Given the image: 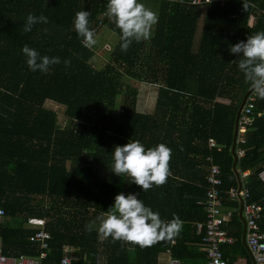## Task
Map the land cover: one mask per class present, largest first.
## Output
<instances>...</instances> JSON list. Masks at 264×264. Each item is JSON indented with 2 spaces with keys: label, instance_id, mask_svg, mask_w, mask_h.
Returning a JSON list of instances; mask_svg holds the SVG:
<instances>
[{
  "label": "trees",
  "instance_id": "trees-1",
  "mask_svg": "<svg viewBox=\"0 0 264 264\" xmlns=\"http://www.w3.org/2000/svg\"><path fill=\"white\" fill-rule=\"evenodd\" d=\"M193 1L139 0L158 14V23L149 40L133 41L122 51L120 30L105 15L107 0H0V208L5 213L0 220V245L4 254L38 256L41 249L30 240L35 230L28 221L41 218L51 236L42 264H59L67 245L73 247L78 264H166L160 257L168 249L182 264H208L202 248L205 230L198 229L207 220L206 198L198 208L202 217L182 220V229L173 238L176 242L165 240L151 247L101 239L96 218L109 210L118 193L136 194L150 208L157 198H167L166 206L175 208L172 198L205 196L209 170L199 177L200 189L193 183L198 168L209 166L206 159L211 155L221 171L223 211H232L224 228L235 241L223 245L224 257L229 264L237 257L245 259L244 264L252 262L241 241L239 204L227 195L238 186L231 146L239 105L250 90L238 68L240 54L231 53L230 47L264 31V0H248L252 7L247 12L242 0H227L223 5H193ZM80 10L91 13L89 27L95 37L106 27L118 38L102 67L95 48L84 47L74 29L75 13ZM29 13L46 16L48 23H37L24 33ZM24 45L41 56L60 57L61 63L51 65L47 73L32 71L22 53ZM65 59L70 66L64 65ZM125 77L139 81V87L126 84ZM149 85L156 87L151 114L139 109ZM46 100L66 108L65 124L60 125L57 113L45 107ZM252 119L245 143L238 144L244 155L236 168L252 172L250 202L264 207L259 177L264 169V99L256 98ZM211 138L219 151L210 149ZM129 140H138L145 148L160 143L169 147L171 175L182 181L169 176L162 186L143 191L127 175H115L110 169L114 147ZM160 218L169 221L173 216ZM89 225L91 232L86 230ZM260 226L264 230V213Z\"/></svg>",
  "mask_w": 264,
  "mask_h": 264
},
{
  "label": "clouds",
  "instance_id": "clouds-1",
  "mask_svg": "<svg viewBox=\"0 0 264 264\" xmlns=\"http://www.w3.org/2000/svg\"><path fill=\"white\" fill-rule=\"evenodd\" d=\"M175 2V0H174ZM182 2V0H181ZM212 0H207L211 4ZM243 11L252 5L242 0ZM89 11L75 13L73 26L77 36L82 38L84 47L93 48L97 40L94 30L89 27ZM105 15L120 30V48L127 51L133 41H147L153 35L158 23V14L139 0H107ZM37 23H48L44 15L29 13L23 23V32L28 33ZM231 53L240 54L238 68L243 73L250 90L260 99H264V31L248 35L246 41H240L230 47ZM27 66L32 71L47 73L51 65L60 64V57L41 56L28 45L22 47ZM66 67L71 61H63ZM171 149L160 143L145 148L138 140L128 141L122 146H115L111 171L117 176L127 175L131 182L143 191L153 186L160 187L167 182L170 171ZM96 220V231L101 239L112 238L113 242L123 241L141 248L151 247L156 243L171 240L178 236L183 221L175 214L169 221L162 220L158 212L137 198L136 194L118 193L107 212H102ZM91 232L92 225L86 229Z\"/></svg>",
  "mask_w": 264,
  "mask_h": 264
},
{
  "label": "built area",
  "instance_id": "built-area-1",
  "mask_svg": "<svg viewBox=\"0 0 264 264\" xmlns=\"http://www.w3.org/2000/svg\"><path fill=\"white\" fill-rule=\"evenodd\" d=\"M227 0H212V3H219L223 5ZM207 4V0L193 1V5ZM257 96L251 91L245 99L242 110L239 115L237 125V140H236V155L238 158L243 157L244 151L238 147V144L245 143V132L252 124V115L255 109V102ZM210 149H217L221 147L216 143V140L211 138L209 140ZM238 147V148H237ZM206 161L209 163V173L207 177L208 188L206 192L205 211L207 213V220L204 223L198 224L199 231L205 230L203 236L202 248L205 250L208 258V264H228L224 257L223 245H230L235 241V238L228 234L224 228V224L229 221L232 211H223L221 201V171L217 164H215L213 157L210 155ZM243 174V173H242ZM240 175L241 187H231L227 191L228 200L230 202L242 203V217L245 222V242L249 247L252 255V262L250 264H264V230L261 229L260 221L262 220L264 207L258 203H251V192L248 188L247 176ZM264 178V173H260ZM5 213L0 208V220L3 219ZM46 221L41 218H30L28 226L35 230L34 235L31 236V242L39 245L41 251L38 256L28 255H6L3 253L0 245V264H42V260L47 256L50 246V234L45 230ZM65 255L60 258L59 264H78L73 257V247H63ZM166 264H182V261L174 257L170 249L166 251Z\"/></svg>",
  "mask_w": 264,
  "mask_h": 264
},
{
  "label": "crops",
  "instance_id": "crops-1",
  "mask_svg": "<svg viewBox=\"0 0 264 264\" xmlns=\"http://www.w3.org/2000/svg\"><path fill=\"white\" fill-rule=\"evenodd\" d=\"M254 22V18H251L250 20V24H253ZM154 30V29H153ZM105 31H110L108 30L106 27H102L100 29V31L98 32L99 34L96 35L95 38L99 37L98 35H102V32H105ZM113 34V39H116L117 36L112 32ZM118 40V38H117ZM98 50H96V54H97ZM98 56V55H97ZM156 85V84H154ZM153 85H149L145 92L146 94H149L150 98H152V105L150 103V101L147 103L146 101V104H149V108L150 110L153 108V95L156 94V91L153 90L152 88ZM157 86V85H156ZM149 109L148 110H144V112H148L150 111ZM253 123V121H252ZM189 149V148H188ZM191 150H194V148H191ZM262 152H264V149L262 150ZM208 167L209 166H206L204 164H202L198 169L200 170V173H199V176L198 178L196 177V181L193 183V185L197 188L200 189V187L202 186L200 184V182H198V180L200 178H202V174L207 170H208ZM237 169V172L239 174V176L243 173L245 176H247V181L249 180V176L252 174L251 171H244V172H240ZM264 173V169L263 171L261 172V174ZM242 174V175H243ZM197 175V172L196 173H193V176L195 177ZM170 177H175L176 179L182 181V179H180L179 177L177 176H172L170 175ZM200 177V178H199ZM261 181L263 182L264 184V178H262L261 175H259ZM262 198H264V190H262ZM199 194V193H198ZM188 196V195H187ZM182 196V198H172V201L175 200L177 202V207L175 208H171V207H168L166 206V200L167 198H157V202H154L152 204V207L151 209L153 211H156L159 213L160 217H163L165 215L167 216H170L173 214L177 215L181 220H185L184 218H189V219H192L194 221L198 220L200 217H202V211L200 212L198 210L199 207L201 206H204V199L206 198V195L204 196V194H199L198 195V198H190V196ZM179 203V204H178ZM185 206H186V209H185ZM180 207V208H178ZM239 208H240V205H239ZM172 209L174 211V213L172 214ZM184 209V210H182ZM229 211V210H228ZM239 212V211H238ZM240 220V219H239ZM173 242H176V239H173ZM251 254V252H250ZM166 258H167V254L166 252L165 253H161V257H160V260L162 263H166ZM251 259H252V255H251ZM245 263V259L241 258V257H237V259L234 261V264H244ZM229 264V263H228Z\"/></svg>",
  "mask_w": 264,
  "mask_h": 264
},
{
  "label": "rangeland",
  "instance_id": "rangeland-1",
  "mask_svg": "<svg viewBox=\"0 0 264 264\" xmlns=\"http://www.w3.org/2000/svg\"><path fill=\"white\" fill-rule=\"evenodd\" d=\"M98 36L99 37L96 38L97 43L93 48H95V51L98 50L97 58L100 59L99 66L102 67L104 65V63L107 61L109 54L112 52V50H113V48L117 42V38L113 39V34L111 31L102 32V35H98ZM124 80H125L126 84H129L134 88L139 87V81H137V80H134V79H131L128 77H125ZM152 88L154 91H156V87H152ZM142 89H144V87H142ZM144 94L141 95L142 102H139V109L140 110L141 109H143V110L149 109L150 110L149 104H146V101H147V103L150 101V103L152 105V98H150L149 94H146V93H144ZM44 105L47 109H50V110L54 111L55 113H57L58 121H59L60 125L65 124V121H63L62 114H65L66 108L63 107V105H60V104L53 102V101H50V100H46ZM153 108L150 111H148L147 113L151 114L153 111Z\"/></svg>",
  "mask_w": 264,
  "mask_h": 264
},
{
  "label": "water",
  "instance_id": "water-1",
  "mask_svg": "<svg viewBox=\"0 0 264 264\" xmlns=\"http://www.w3.org/2000/svg\"><path fill=\"white\" fill-rule=\"evenodd\" d=\"M250 92H251V90H249L247 93L244 94V96H243V98L241 100V103L239 105V109L237 111L236 118H235L234 132H233V139H232V146H231V154H232V157H233L232 169H233V171H234V173L236 175V179H237V182H238V190H240L241 183H240V176H239V174L237 172V169H236V166H237V163H238V157L236 155L237 125H238V119H239V115H240V112L242 110L243 104L245 102V99H247V97H248ZM238 216H239V219H240V221H241V223L243 225L241 241L243 242V244L245 246L248 247L247 242H245V222H244V219L242 217V203H240ZM248 250H249V247H248ZM249 252H250V250H249Z\"/></svg>",
  "mask_w": 264,
  "mask_h": 264
}]
</instances>
